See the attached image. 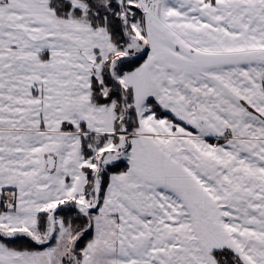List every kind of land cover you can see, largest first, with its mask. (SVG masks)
Listing matches in <instances>:
<instances>
[{"label": "snow or ice", "instance_id": "obj_1", "mask_svg": "<svg viewBox=\"0 0 264 264\" xmlns=\"http://www.w3.org/2000/svg\"><path fill=\"white\" fill-rule=\"evenodd\" d=\"M0 264H264V0H0Z\"/></svg>", "mask_w": 264, "mask_h": 264}]
</instances>
